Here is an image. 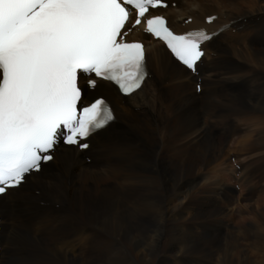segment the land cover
Masks as SVG:
<instances>
[{"label": "bare ground", "instance_id": "bare-ground-1", "mask_svg": "<svg viewBox=\"0 0 264 264\" xmlns=\"http://www.w3.org/2000/svg\"><path fill=\"white\" fill-rule=\"evenodd\" d=\"M207 1L179 0L167 12L181 29L220 13L210 26L236 20V32L226 30L208 43L197 75L160 43L149 44L154 74L125 104L115 87L100 81L95 94L107 95L99 89L103 84L116 90L119 122L92 136L86 151L62 147L64 153L58 150L28 184L5 194L0 264H132L133 257H161V264L229 257L233 264L230 257L241 241L252 238L250 245L264 260V215L255 214L256 226L244 231L231 227L225 218L235 203L233 190L208 177L223 175L225 139L235 137V151L256 158L247 165L239 159V181L248 183L249 197L264 180V0H232L220 10H207ZM257 14L259 21L252 18ZM188 16L192 23L182 26ZM138 35L142 26L130 38ZM219 127L222 137L213 132ZM241 252L250 253L246 245ZM165 255L173 260L165 262Z\"/></svg>", "mask_w": 264, "mask_h": 264}, {"label": "snow or ice", "instance_id": "snow-or-ice-1", "mask_svg": "<svg viewBox=\"0 0 264 264\" xmlns=\"http://www.w3.org/2000/svg\"><path fill=\"white\" fill-rule=\"evenodd\" d=\"M161 5L167 7L163 0H0V194L51 160L61 137L87 148L81 140L114 120L102 98L83 105L78 75L94 73L125 93L139 88L145 46L122 42L121 30L130 15L139 25L149 7ZM146 24L196 70L201 44L211 38L205 31L176 35L162 16Z\"/></svg>", "mask_w": 264, "mask_h": 264}, {"label": "rangeland", "instance_id": "rangeland-1", "mask_svg": "<svg viewBox=\"0 0 264 264\" xmlns=\"http://www.w3.org/2000/svg\"><path fill=\"white\" fill-rule=\"evenodd\" d=\"M232 0H208L206 3L208 4V9L207 10H220L221 8H228L229 6V2H231ZM178 3H179V0H178ZM221 3V4H220ZM227 4V5H226ZM211 7V8H210ZM245 7V10H248L250 12V7L246 4L245 6L243 5V8ZM207 8V7H206ZM210 8V9H209ZM260 15L257 14V15H254L252 18L259 21ZM258 17V19H257ZM228 51V50H227ZM154 74V73H152ZM100 91H103L110 97L113 99L114 101V104H115V107H116V99L114 98V94L116 93V90L115 88H109L107 86H105L104 84L99 88ZM113 90V92H112ZM197 92V91H196ZM199 93V92H197ZM128 99V98H127ZM127 99L124 100V98H122L120 100V102L122 104H125L127 102ZM116 110H117V113L119 112V109L116 107ZM248 114V115H247ZM254 114V115H253ZM246 113L247 116H257V113ZM246 116V117H247ZM248 118V117H247ZM124 123L122 121L121 124L117 125L118 127L120 126H123ZM117 127V128H118ZM247 127V126H245ZM254 127V126H253ZM220 128V127H219ZM214 128L213 132L214 134L217 136V137H222V129L220 128ZM245 133V130L242 129L240 131V133H238L240 136L241 134H244ZM233 138V140H232ZM238 140V139H237ZM237 140H235V137H231L229 139H225V141L227 142L226 143V146L224 148V157L226 156H229V154L231 152H233L235 155V158H237V160L240 159H243V162L245 163V165L247 164H250L252 162H254L256 160V158L254 157H250L249 155L245 154V153H241V154H238L235 149L237 148ZM93 147H96L95 144ZM101 148V147H100ZM60 152H63V149H59ZM90 151H93V148L90 149ZM64 153V152H63ZM243 154V155H242ZM57 155V154H56ZM95 156V155H94ZM248 156V157H247ZM58 157V155H57ZM88 159L91 158L90 155L87 156ZM244 157V158H243ZM225 158V163H223L220 167L223 169L224 173L223 175L220 176H216L214 177V174H209L208 177H210V179H213V181L216 179V180H220L221 182H223L225 185L227 184L228 186L231 187V189L233 190V193H234V199H235V203L231 206H229L228 208V216L225 218L229 224L231 225V227L235 228V229H238L239 228L244 231L246 228H250L251 224L253 226H256V220L254 219L255 217V214L256 215H264V180L263 182H260V184H258L260 187L257 188V193L255 195H253L252 197H249L248 196V193H249V189H248V183L247 182H242V181H239L241 179V176L239 175H236L234 174L233 172H230V168H232V165L229 166V162H231V159ZM250 160H249V159ZM254 158V159H253ZM244 159L246 161H244ZM248 159V160H247ZM58 161V160H57ZM241 161V160H239ZM256 162V161H255ZM57 163V162H56ZM242 163V161H241ZM243 163V165H244ZM58 164H59V161H58ZM227 164V165H226ZM231 164V163H230ZM224 165V166H223ZM60 166V164H59ZM227 166V167H226ZM58 165L56 164L54 166V168H57ZM61 167V166H60ZM225 167H226V171L228 170V172L226 173L225 171ZM230 172V173H229ZM226 176V177H225ZM222 177V178H221ZM207 178V177H206ZM251 178V177H250ZM224 180V181H223ZM255 182L257 181H252L249 182L253 187H256L255 186ZM200 184L204 183V179H201L199 181ZM31 187H35L36 189H40L38 185H29V188ZM262 187V189H260ZM204 189V187L201 188V191ZM247 190V191H246ZM260 190V191H259ZM10 203V198L7 197V201L5 202V205L6 204H9ZM207 203V202H206ZM259 203V204H258ZM235 204H236V207H235ZM251 204V205H250ZM250 205V206H249ZM259 205V206H257ZM244 206V207H243ZM257 206V209L258 211L256 212V207ZM231 208V209H230ZM238 208V209H237ZM4 209V208H3ZM230 209V210H229ZM195 210H198V207L195 206ZM235 210V211H234ZM252 210V211H251ZM262 211V212H261ZM231 217V218H230ZM24 218H21L19 219V221H23ZM6 220V219H5ZM7 221V220H6ZM255 221V222H254ZM240 226V227H239ZM231 227H227L225 228V233L226 234H229L230 230H231ZM229 231V232H228ZM253 238L252 239H249V240H244V241H241V244H240V247L239 249L237 250V252L235 254H233V256L230 257L231 259V262L233 264H263L264 260L262 259V257L260 258L259 254H257V251H256V248L253 246V245H250L251 242H252ZM247 243V244H245ZM249 244V245H248ZM247 246L250 253L249 254H243L241 252V247H244V246ZM253 249V250H252ZM255 249V250H254ZM255 252V253H254ZM3 253V252H2ZM164 255V252L163 254ZM3 255L0 256V258L2 257ZM3 258V257H2ZM162 259L165 261V262H171V260H173L172 258H169L168 255H165L162 257ZM251 260V262H250ZM261 263H260V262ZM263 262V263H262ZM131 263L132 264H161V257L158 259V260H155L154 257H149V260L147 262V259L145 258H138V257H133L131 259ZM230 263L229 261V257L227 259H217V261L215 260V258L213 260H210L209 263L207 264H228ZM176 264V263H175Z\"/></svg>", "mask_w": 264, "mask_h": 264}]
</instances>
